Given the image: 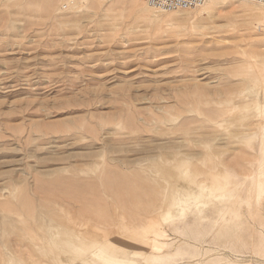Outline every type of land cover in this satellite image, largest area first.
<instances>
[{"label": "rangeland", "instance_id": "obj_1", "mask_svg": "<svg viewBox=\"0 0 264 264\" xmlns=\"http://www.w3.org/2000/svg\"><path fill=\"white\" fill-rule=\"evenodd\" d=\"M258 5L0 0V251L264 264Z\"/></svg>", "mask_w": 264, "mask_h": 264}, {"label": "built area", "instance_id": "obj_2", "mask_svg": "<svg viewBox=\"0 0 264 264\" xmlns=\"http://www.w3.org/2000/svg\"><path fill=\"white\" fill-rule=\"evenodd\" d=\"M206 0H145V2L156 10L176 11L198 7ZM264 4V0H251Z\"/></svg>", "mask_w": 264, "mask_h": 264}, {"label": "bare ground", "instance_id": "obj_3", "mask_svg": "<svg viewBox=\"0 0 264 264\" xmlns=\"http://www.w3.org/2000/svg\"><path fill=\"white\" fill-rule=\"evenodd\" d=\"M138 1H141V0H138ZM145 1V0H144ZM210 2V0H206L203 4L205 5L206 4V2ZM212 1H218V0H212ZM245 1H250V2H254V1H251V0H245ZM255 3H258V2H255ZM147 4V3H146ZM203 4H201L200 6H202ZM259 5H258V14H259V16L258 17H260L259 19H260V23L261 22H264V4H262V3H258ZM148 5V4H147ZM149 6V5H148ZM149 7H151V6H149ZM199 7V6H198ZM151 8H153V7H151ZM194 8H196V7H194ZM154 9V8H153ZM190 9H192V8H190ZM154 10H156V9H154ZM184 10H188V9H184ZM156 11H159V12H176V11H179V10H176V11H160V10H156ZM257 17V16H256ZM261 27V26H260ZM4 245V244H3ZM2 245V251H0V264H23V262H22V260H20V258L16 255V253H14V252H12V251H10V249L7 247V245L6 246H3ZM17 251H18V249H17ZM21 252V251H20ZM19 252V253H20ZM22 253V252H21ZM30 256H32V255H30ZM25 257V256H24ZM33 258H34V256H33ZM31 259V258H30ZM23 260H24V258H23ZM29 260V259H28ZM32 260V259H31ZM33 264H34V262H33Z\"/></svg>", "mask_w": 264, "mask_h": 264}, {"label": "crops", "instance_id": "obj_4", "mask_svg": "<svg viewBox=\"0 0 264 264\" xmlns=\"http://www.w3.org/2000/svg\"><path fill=\"white\" fill-rule=\"evenodd\" d=\"M261 138H262V141H261L260 149L261 151H263L264 150V132H262Z\"/></svg>", "mask_w": 264, "mask_h": 264}]
</instances>
